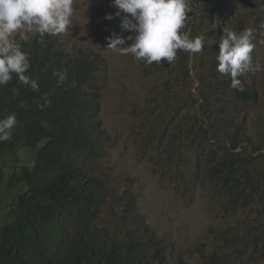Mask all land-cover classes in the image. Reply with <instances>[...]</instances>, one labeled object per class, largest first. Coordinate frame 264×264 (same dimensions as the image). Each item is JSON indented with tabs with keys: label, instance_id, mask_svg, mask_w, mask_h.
<instances>
[{
	"label": "rangeland",
	"instance_id": "obj_1",
	"mask_svg": "<svg viewBox=\"0 0 264 264\" xmlns=\"http://www.w3.org/2000/svg\"><path fill=\"white\" fill-rule=\"evenodd\" d=\"M191 2V18L182 31L188 30L190 38L203 35L204 49L192 55L178 50L170 64L149 65L131 54L107 49V38L113 33L124 38L135 35L122 30L114 19H105L116 12L112 0H74L69 29L48 35L59 51L96 60L89 87L99 101L106 149L96 166L111 190L99 220L115 237H127L129 231L122 222L130 219L121 199L124 192L131 193L136 217L166 248L161 264H176L180 259L190 264L207 260L210 264H264V214L256 205L231 209L227 197L220 196L207 177L206 166L199 164L208 140L200 137L204 134L201 119L210 120L203 115L206 109L219 117L221 130L216 128V134L240 140L236 150L264 154V0H218L209 9L222 6L225 11L209 15L201 11L203 4ZM226 12L230 15L224 19ZM224 28L254 30L253 65L260 70L239 77L253 88L254 100L239 101L230 76L217 71ZM34 36L30 34L25 42ZM15 39L24 41L19 34ZM213 66L218 76L211 72ZM193 123L198 135L194 140L189 133ZM26 153L28 158L33 151L24 146L20 154ZM259 161L264 166V160ZM227 230L235 235L246 230L251 239L240 246L237 239L224 237ZM65 245H71V240Z\"/></svg>",
	"mask_w": 264,
	"mask_h": 264
},
{
	"label": "trees",
	"instance_id": "obj_2",
	"mask_svg": "<svg viewBox=\"0 0 264 264\" xmlns=\"http://www.w3.org/2000/svg\"><path fill=\"white\" fill-rule=\"evenodd\" d=\"M120 19L114 17L119 24ZM20 44L31 61L26 75L38 79L40 91L21 85L15 73L0 86V119L11 112L17 117L11 138L0 142V264H153L154 257V263L161 264L166 248L151 230L120 239L98 223L111 190L96 166L106 155L99 101L89 87L96 60L59 51L49 36L43 44L39 35ZM61 72H67L68 80L58 87L56 74ZM211 72L219 75L214 66ZM243 86V91L234 90L237 99L252 100L255 94ZM43 94L51 104L41 109ZM203 115L210 120H202L201 128L205 125L202 130L215 141L205 147V160L216 192L226 195L231 209L255 200L264 207V167L252 163L256 156L247 149L236 150L241 147L237 137L216 134L219 118ZM24 146L33 148L29 160L20 154ZM132 195L123 193L127 210H135ZM66 236L71 238L69 246L64 245ZM224 237L237 239L240 246L251 239L246 230L244 235L227 230Z\"/></svg>",
	"mask_w": 264,
	"mask_h": 264
},
{
	"label": "clouds",
	"instance_id": "obj_3",
	"mask_svg": "<svg viewBox=\"0 0 264 264\" xmlns=\"http://www.w3.org/2000/svg\"><path fill=\"white\" fill-rule=\"evenodd\" d=\"M215 1L216 3L211 2L204 5V9L201 11L209 15L212 10V8H209L218 3V0ZM73 2L74 0H0V86L7 85L12 80L13 73H15L21 85L29 87L34 92L40 91L38 79L26 75L31 67L30 57L15 37L19 34L21 40L27 41L30 34L39 35L43 44L44 37L65 33L72 24ZM195 3L198 6L203 4L201 0H195ZM190 5L192 6L191 0ZM112 7L116 9V12L107 14L105 19L111 21L114 17H121L119 27L130 33H135V35H129L126 38L113 33L112 36L107 38V49L119 55L131 54L136 60H143L149 65L153 62L159 64L162 61L170 64L176 60L178 50L192 55L200 53L204 49L205 37L203 35L190 38L188 30L182 31V29H187L188 21L191 18L188 15L191 12L189 0H112ZM214 9V12L219 9L225 11L222 6H217ZM229 15L230 13L226 12L223 18L226 19ZM254 39L255 34L252 28L244 29L241 32L227 28L223 30L219 52L216 54L217 71L230 76V87L234 90H244L243 83L245 82L241 81L239 77L249 71L260 70L259 65H253ZM129 40L132 43L124 46ZM56 75L58 76V87L68 80L67 72L57 73ZM248 90L255 94L253 88L249 85ZM17 91V89H13L14 93ZM41 99L44 103L38 104V107L44 109L50 106L51 100L47 94H43ZM254 99L255 97L252 100ZM21 107H24V105H21ZM202 112L213 113L208 109ZM212 115L219 118L215 114ZM16 125L15 112H11L0 119V142L11 138V131ZM202 129H205V125L202 126ZM196 131L197 127L193 123L189 132L193 140L198 137ZM200 137L208 138V133L204 132V134H200ZM212 140L214 139L208 138L205 147L213 145L215 141ZM229 144L231 145V141H229ZM30 151H33V148L30 147ZM205 153L206 150L203 149L199 164L206 166ZM33 155L34 152L28 157V160ZM22 156L27 158V153L22 154ZM259 160H264V154L256 156V159L252 161L254 165L264 167L260 166L261 162ZM222 197L225 199L226 195L224 194ZM259 203L260 201L255 200L248 206L234 209L256 205L259 211L264 214V207H260ZM224 208L227 210L226 203ZM127 211L130 222L123 221L122 226L128 229V236L138 231L151 230L142 225L141 219L136 217L134 208ZM102 212L103 210L99 219ZM100 222L98 220L99 224ZM71 230L74 232L75 228L73 227ZM123 238L126 237L120 239ZM154 258L151 260L153 264H155ZM203 264H210V262L207 260Z\"/></svg>",
	"mask_w": 264,
	"mask_h": 264
},
{
	"label": "bare ground",
	"instance_id": "obj_4",
	"mask_svg": "<svg viewBox=\"0 0 264 264\" xmlns=\"http://www.w3.org/2000/svg\"><path fill=\"white\" fill-rule=\"evenodd\" d=\"M244 84V83H243ZM232 96V95H231ZM230 99H231V97H230ZM27 148V147H26ZM34 152V151H33ZM98 177V176H97ZM105 181V180H104ZM101 182H102V180H101ZM106 184H107V182H106ZM103 185H105V182H104V184ZM107 186V185H106ZM103 187V186H102ZM104 188H106L105 186H104ZM109 188V187H108ZM108 188H107V190H108ZM108 193V192H107ZM110 193V192H109ZM111 195V194H110ZM133 196V195H132ZM133 199V198H132ZM134 200V199H133ZM68 240H71V238L69 237V236H66L65 238H64V241L66 242V241H68ZM64 242V243H65ZM65 245V244H64ZM68 251V248L66 247L62 252L63 253H65V252H67ZM186 264V263H185Z\"/></svg>",
	"mask_w": 264,
	"mask_h": 264
}]
</instances>
